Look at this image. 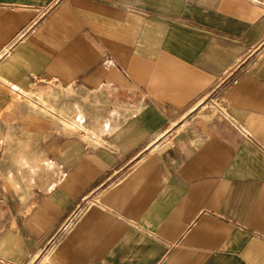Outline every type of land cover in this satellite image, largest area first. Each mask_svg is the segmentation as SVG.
<instances>
[{
	"label": "crops",
	"instance_id": "1",
	"mask_svg": "<svg viewBox=\"0 0 264 264\" xmlns=\"http://www.w3.org/2000/svg\"><path fill=\"white\" fill-rule=\"evenodd\" d=\"M0 264H264V0H0Z\"/></svg>",
	"mask_w": 264,
	"mask_h": 264
},
{
	"label": "built area",
	"instance_id": "2",
	"mask_svg": "<svg viewBox=\"0 0 264 264\" xmlns=\"http://www.w3.org/2000/svg\"><path fill=\"white\" fill-rule=\"evenodd\" d=\"M236 70L237 68L235 67L234 71ZM234 71H228L226 74H224V76H222L218 86L216 87V90H214L216 95H214L213 98L210 97L212 99L208 102V106L214 112V114L226 120H229L230 117L226 113L227 105L222 95L229 85L236 83L237 79L236 76L233 75Z\"/></svg>",
	"mask_w": 264,
	"mask_h": 264
},
{
	"label": "rangeland",
	"instance_id": "3",
	"mask_svg": "<svg viewBox=\"0 0 264 264\" xmlns=\"http://www.w3.org/2000/svg\"><path fill=\"white\" fill-rule=\"evenodd\" d=\"M44 96L46 97L47 96V94H44ZM26 98V96H24V99ZM45 99H41V103L39 104V106H37V105H33V104H31L30 102H26V101H24L23 100V102H24V104H25V107L26 108H28V110H32V109H34V110H36L37 108H39V110L37 109V111L40 113V116H41V118L42 119H46V118H48L47 117V113H48V110H49V106H48V104L46 103V101H44ZM52 108H53V106H52ZM52 112H53V110H52Z\"/></svg>",
	"mask_w": 264,
	"mask_h": 264
}]
</instances>
